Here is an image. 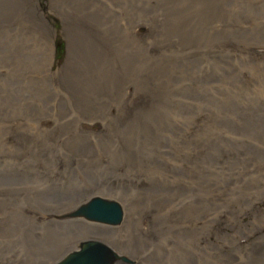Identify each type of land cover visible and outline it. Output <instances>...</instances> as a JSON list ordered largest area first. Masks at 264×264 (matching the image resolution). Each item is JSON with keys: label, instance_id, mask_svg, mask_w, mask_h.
Wrapping results in <instances>:
<instances>
[{"label": "rangeland", "instance_id": "374dc122", "mask_svg": "<svg viewBox=\"0 0 264 264\" xmlns=\"http://www.w3.org/2000/svg\"><path fill=\"white\" fill-rule=\"evenodd\" d=\"M6 2L3 258L48 264L71 226L119 264H264V0Z\"/></svg>", "mask_w": 264, "mask_h": 264}, {"label": "bare ground", "instance_id": "6f19581e", "mask_svg": "<svg viewBox=\"0 0 264 264\" xmlns=\"http://www.w3.org/2000/svg\"><path fill=\"white\" fill-rule=\"evenodd\" d=\"M8 3H10V2H6V3L0 5V6H2L1 10H6V15H12L15 12H17V13L19 12V10H14V12H12L13 5H8ZM22 14L23 13H21V15ZM72 64H73V62H71L70 65H72ZM74 64H75V62H74ZM71 69H73V72L71 71ZM84 72H85V69H83L81 73H84ZM76 75H78V76L80 75V71L78 70V67H71L70 68V75L66 79L67 84L69 86L73 84V81H74ZM78 90H79V88H78ZM91 96H93V95L92 94H85V96L83 98L84 101H87L90 104ZM125 110H126V108H125ZM96 197L99 198V196H96ZM91 199L92 198H88L85 200V204H83L84 206L82 207L81 212H80L81 216L90 220L89 213H88L89 208H90L91 217L98 221V222H96V221H91V222L96 224V225H101L104 227H113L112 225L114 223H117L121 220L120 217L122 214L120 213V211L118 212L116 209L110 207L111 205L110 206L105 205L104 202L98 201L89 207ZM65 207H67V205H65ZM81 216H79V217L83 218ZM85 218H83V219H85ZM89 220H87V221H89ZM115 220H117V221L112 223L111 225H104L103 224V222H109L110 223V222H113ZM58 229H59V231L54 232V234H52L54 236L49 237L47 240V242L49 241L50 246L54 247L52 249L51 253L49 251V253L47 255V256H49L48 264H56L59 262L64 263L65 258L69 257L72 254H75L79 250L81 251V249L84 248V246L88 242L93 241L92 237L94 235L95 236L100 235L99 231H97L96 233H93L91 230H88L90 235L84 236L82 229L71 227V226H70V228H63V229L58 228ZM13 253L15 254L16 252L13 251ZM259 254H261V253H259ZM26 255L30 259V256L27 253H26ZM35 255H36V253H35ZM25 257L26 256H24V260H22V258H20L19 260L16 261L14 259H8V257L3 258V255L0 254V260L1 261L4 260V264H27ZM88 259H89L88 263H85V264H104L103 262L96 260L93 257H88ZM104 259H106V262L108 264H117L118 261L126 262L125 260H123V258H121V256L119 258H117L115 253L113 251H111L110 249L105 251ZM30 260H32V259H30ZM29 264H33V263L30 262Z\"/></svg>", "mask_w": 264, "mask_h": 264}, {"label": "water", "instance_id": "95a60500", "mask_svg": "<svg viewBox=\"0 0 264 264\" xmlns=\"http://www.w3.org/2000/svg\"><path fill=\"white\" fill-rule=\"evenodd\" d=\"M92 238L93 241L88 242L84 248L81 249V251L79 250L76 253L74 252L75 254L65 258L64 263L59 262L56 264H85L89 261L88 257H93L104 264H108L106 259H104V254L106 250L110 249V247L105 242L103 237L93 236ZM117 264H119V262Z\"/></svg>", "mask_w": 264, "mask_h": 264}]
</instances>
